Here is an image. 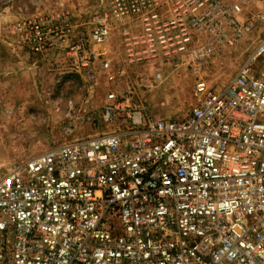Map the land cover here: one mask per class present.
<instances>
[{
  "label": "built area",
  "instance_id": "1",
  "mask_svg": "<svg viewBox=\"0 0 264 264\" xmlns=\"http://www.w3.org/2000/svg\"><path fill=\"white\" fill-rule=\"evenodd\" d=\"M88 25L66 53L105 101L69 102L64 139L0 178V264H264V0H98ZM21 28L35 51L57 43ZM246 42L223 87L195 81L187 114H148L163 66L199 71Z\"/></svg>",
  "mask_w": 264,
  "mask_h": 264
},
{
  "label": "rangeland",
  "instance_id": "2",
  "mask_svg": "<svg viewBox=\"0 0 264 264\" xmlns=\"http://www.w3.org/2000/svg\"><path fill=\"white\" fill-rule=\"evenodd\" d=\"M97 3L0 0V178L16 163L64 139V129L75 122L67 113L69 102L80 110L104 103L105 80L86 81L72 71L66 53L67 29L72 27L74 35L84 32ZM34 22L44 25L48 41L54 40L56 45L42 51L31 48L21 27ZM253 45L246 42L222 49L199 71L163 66L162 80L153 85L145 81L146 87L141 89L148 114L156 118L184 116L194 103L195 81L200 77L209 86L223 87ZM130 70L141 72L138 67ZM76 131V135L94 134L88 128Z\"/></svg>",
  "mask_w": 264,
  "mask_h": 264
},
{
  "label": "crops",
  "instance_id": "3",
  "mask_svg": "<svg viewBox=\"0 0 264 264\" xmlns=\"http://www.w3.org/2000/svg\"><path fill=\"white\" fill-rule=\"evenodd\" d=\"M188 111H189V110H188ZM188 111H187L186 113H184V115H185V114H187V113H188Z\"/></svg>",
  "mask_w": 264,
  "mask_h": 264
}]
</instances>
